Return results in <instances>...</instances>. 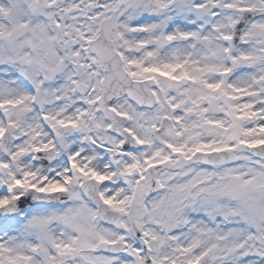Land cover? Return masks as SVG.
<instances>
[{"label":"snow or ice","instance_id":"6c2138e0","mask_svg":"<svg viewBox=\"0 0 264 264\" xmlns=\"http://www.w3.org/2000/svg\"><path fill=\"white\" fill-rule=\"evenodd\" d=\"M0 264H264V0H0Z\"/></svg>","mask_w":264,"mask_h":264}]
</instances>
